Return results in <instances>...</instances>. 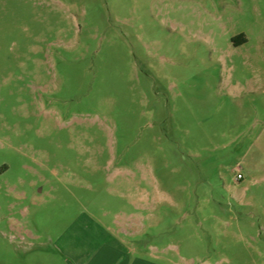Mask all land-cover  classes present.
<instances>
[{
  "label": "rangeland",
  "instance_id": "1",
  "mask_svg": "<svg viewBox=\"0 0 264 264\" xmlns=\"http://www.w3.org/2000/svg\"><path fill=\"white\" fill-rule=\"evenodd\" d=\"M89 218L159 264H264V0H0V264Z\"/></svg>",
  "mask_w": 264,
  "mask_h": 264
},
{
  "label": "crops",
  "instance_id": "2",
  "mask_svg": "<svg viewBox=\"0 0 264 264\" xmlns=\"http://www.w3.org/2000/svg\"><path fill=\"white\" fill-rule=\"evenodd\" d=\"M54 255L57 264H159L137 253L119 234L94 226L90 218L80 229L76 226L68 240L54 244Z\"/></svg>",
  "mask_w": 264,
  "mask_h": 264
},
{
  "label": "flooded vegetation",
  "instance_id": "3",
  "mask_svg": "<svg viewBox=\"0 0 264 264\" xmlns=\"http://www.w3.org/2000/svg\"><path fill=\"white\" fill-rule=\"evenodd\" d=\"M235 41H237V40H241V42L239 43V45H242V44H245V43H247V41H248V38L244 35V34H238L237 36H235L234 38H233Z\"/></svg>",
  "mask_w": 264,
  "mask_h": 264
}]
</instances>
